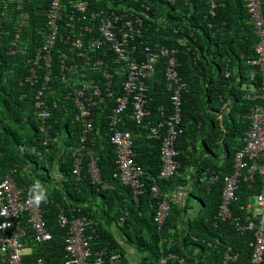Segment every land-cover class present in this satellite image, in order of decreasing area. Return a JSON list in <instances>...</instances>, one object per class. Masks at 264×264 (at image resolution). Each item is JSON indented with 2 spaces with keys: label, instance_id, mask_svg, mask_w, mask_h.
I'll return each mask as SVG.
<instances>
[{
  "label": "trees",
  "instance_id": "1",
  "mask_svg": "<svg viewBox=\"0 0 264 264\" xmlns=\"http://www.w3.org/2000/svg\"><path fill=\"white\" fill-rule=\"evenodd\" d=\"M90 1L93 8L113 5L130 18V9L137 11L143 24L139 26L133 18L137 40L133 45L138 46L140 58L147 48L175 51L177 71L185 85L176 142L178 169L170 179L161 177L164 136L154 138L149 131L175 110L166 78V57L160 55L155 73L146 80L150 100L145 127L133 119L130 106L117 128L132 133L136 164L144 171L145 188L136 198L131 187L114 177L117 150L111 140L110 116L116 97L122 95L125 71L116 78L115 90L106 101L93 110L94 128L83 142L77 109L73 100L64 96L70 88L55 69L50 83L55 93L52 89L44 92L58 106L46 124V135L35 115L44 80L35 84L28 79L48 31L42 13L49 1L11 0L5 7V1L0 0V180L13 175L25 195L38 199L53 235L51 241L38 243L32 229L25 225L27 235L21 239L24 264H39V260L42 264H67L69 228L59 225L62 211L71 220L88 219L86 236L94 252L104 251L101 264L129 261L127 249L112 229L125 238L127 247L143 255L141 264H157L170 253L184 257L185 264H251L256 246L254 232H239L234 219L222 223L216 219L224 179L234 173L236 152L243 148L244 135L251 125L249 116L258 103L248 98L247 90L251 86L259 90L262 85V75L251 64L258 57L259 39L245 0ZM262 3L264 11V0ZM22 19L28 25L17 38ZM102 73L90 72L93 76ZM227 101L233 102V107L221 119ZM80 150L83 168L77 176L74 169ZM93 161L99 168V184L90 175ZM155 185L169 195L171 205L161 226L155 217L163 198L152 192ZM251 185L244 174L238 202L233 206L234 218L244 219L247 213L242 207L260 192L258 176ZM228 255L233 258L227 261Z\"/></svg>",
  "mask_w": 264,
  "mask_h": 264
},
{
  "label": "built area",
  "instance_id": "2",
  "mask_svg": "<svg viewBox=\"0 0 264 264\" xmlns=\"http://www.w3.org/2000/svg\"><path fill=\"white\" fill-rule=\"evenodd\" d=\"M6 6L11 0H4ZM25 1V0H23ZM48 7L42 13L46 19L47 32L43 44L33 61L28 79L38 84L44 80L43 89L39 91L36 99V117L42 122L41 131L48 135L46 124L52 117V111L57 108L58 102L50 100L45 90L52 89L53 71L56 69L62 75V82L68 85L69 92L64 94L72 99L77 109L76 120L82 124V141L88 140L94 128V109L106 101L110 92L115 90V80L123 70L126 78L122 82V95L116 97V107L110 116V126L113 131L112 143L117 150V172L114 177L124 186L131 187L137 198L145 184L142 181L144 171L136 164L133 135L131 132L119 131L120 117L126 113L130 106L133 119L139 126L146 124L149 116L147 105L149 103V88L146 80L155 73V67L161 56L168 59L166 78L173 93L172 103L174 112L158 126L149 128L151 137L162 138L163 169L161 177L170 179L178 169V152L176 142L180 134L179 126L182 121V83L177 71L178 64L175 51L163 47L159 52L147 48L141 58L134 34L135 21L142 26L143 21L136 10L129 17L127 12H118L113 5L106 8H93L90 0H46ZM99 1V0H97ZM137 2V0H135ZM248 13L251 16L255 33L259 39L256 46L257 59L251 64L256 66L262 75V85L248 98L257 100L252 108L249 119L251 125L245 133L243 148L236 152L234 173L224 179L222 203L217 215V221L227 222L234 219L239 232H254L256 246L252 255L251 264H264V11L262 0H245ZM135 19V21L133 20ZM28 25L26 19L19 21L20 37L22 29ZM15 45V44H14ZM93 73L103 72L93 76ZM251 77H255L252 72ZM147 128V127H146ZM166 134H165V131ZM47 144V142H45ZM74 174L81 176L83 168V155H76ZM246 174L251 187L260 179V192L249 204L242 207L246 212L243 219L234 218L233 206L238 202V190L241 178ZM90 175L96 184L102 182L98 165L91 163ZM219 177L214 180L218 181ZM155 196L162 197L155 221L163 225L169 216L171 205L169 195L162 192L155 185L152 188ZM89 222L86 217L71 220L65 212L59 215V225L69 228L67 264H101L103 252H94L91 248V239L86 236ZM25 225L34 232L38 243H47L53 235L49 231L43 210L38 199L32 195H25L15 182L13 175L0 180V264H24L25 250L21 239L26 237ZM227 261L233 257L228 255ZM39 260V264H42ZM185 258L170 253L157 264H185Z\"/></svg>",
  "mask_w": 264,
  "mask_h": 264
},
{
  "label": "crops",
  "instance_id": "3",
  "mask_svg": "<svg viewBox=\"0 0 264 264\" xmlns=\"http://www.w3.org/2000/svg\"><path fill=\"white\" fill-rule=\"evenodd\" d=\"M256 91H257L256 87L255 86H251L249 88V90H247V96L253 95ZM232 107H233V102L227 101L222 106V109H221L219 117H222L221 119H223V117L229 115L230 112H231ZM180 194L181 193L178 194L179 197H180ZM177 199H179V198L175 197V200H177ZM112 232H114L119 237V240H120L122 246H124L125 249H127L126 251H127V256H128V260H129L128 264H141V259L143 258V255L139 254L134 249H132L130 247H127L125 238L123 236H121V234L117 233L116 230L112 229ZM26 252H28V250H26Z\"/></svg>",
  "mask_w": 264,
  "mask_h": 264
},
{
  "label": "rangeland",
  "instance_id": "4",
  "mask_svg": "<svg viewBox=\"0 0 264 264\" xmlns=\"http://www.w3.org/2000/svg\"><path fill=\"white\" fill-rule=\"evenodd\" d=\"M222 153V152H221ZM223 156H225V154H223ZM195 207H198V205H195Z\"/></svg>",
  "mask_w": 264,
  "mask_h": 264
},
{
  "label": "clouds",
  "instance_id": "5",
  "mask_svg": "<svg viewBox=\"0 0 264 264\" xmlns=\"http://www.w3.org/2000/svg\"><path fill=\"white\" fill-rule=\"evenodd\" d=\"M16 182V181H15ZM19 188V187H18Z\"/></svg>",
  "mask_w": 264,
  "mask_h": 264
}]
</instances>
